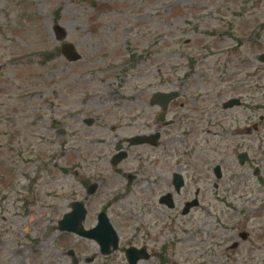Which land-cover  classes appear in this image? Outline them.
<instances>
[{
  "label": "rangeland",
  "instance_id": "obj_1",
  "mask_svg": "<svg viewBox=\"0 0 264 264\" xmlns=\"http://www.w3.org/2000/svg\"><path fill=\"white\" fill-rule=\"evenodd\" d=\"M56 24L64 40L55 39ZM63 42L81 59L68 62ZM261 55L264 0H0V264H15V253L30 264L21 256L38 241L30 238L32 219L45 228L68 211L83 160L109 154L117 136L137 133L138 124L157 116L148 104L152 91L182 90V112L194 115L190 92L208 90L212 100L217 90L222 99L240 96L244 105L227 115L242 116L239 126L261 122L260 140H227L264 159ZM180 140L192 147L190 137ZM253 142L260 149L250 151ZM219 151L209 154L212 162ZM229 160L230 152L226 185L238 172L252 173V164L236 169ZM246 186L257 182L250 177ZM46 248L53 258L55 244Z\"/></svg>",
  "mask_w": 264,
  "mask_h": 264
},
{
  "label": "flooded vegetation",
  "instance_id": "obj_2",
  "mask_svg": "<svg viewBox=\"0 0 264 264\" xmlns=\"http://www.w3.org/2000/svg\"><path fill=\"white\" fill-rule=\"evenodd\" d=\"M221 91L212 94L216 100L208 99V90L187 94L196 115L182 112L184 92L177 91L164 110L151 107L158 109L157 116L138 124L137 133L117 136L112 152L83 160L74 199L78 233L58 230L57 220L54 228H42L33 218L30 238L38 241L28 250L30 264H264V170L259 169L264 159L248 153L239 165L237 145L238 138L251 136L258 145L260 125L239 126L242 116L228 118L227 112L238 107L226 108ZM170 111L176 116L167 120ZM187 124L189 130L182 127ZM169 126L172 133L166 131ZM137 136L144 143L131 144ZM186 137L192 147L181 142ZM177 141L182 144L176 150ZM227 145L233 149L230 165L234 158L236 169L256 164L258 172H238L226 185ZM255 145L250 151L260 149ZM196 148L202 152L196 154ZM219 148L220 157L212 162L209 154ZM250 177L257 182L251 189L246 186ZM52 242L53 258L46 250ZM15 264H20L17 253Z\"/></svg>",
  "mask_w": 264,
  "mask_h": 264
},
{
  "label": "water",
  "instance_id": "obj_3",
  "mask_svg": "<svg viewBox=\"0 0 264 264\" xmlns=\"http://www.w3.org/2000/svg\"><path fill=\"white\" fill-rule=\"evenodd\" d=\"M53 29H54L57 40H61V39L65 38L66 34H65V31L63 30V28H61V26L55 25ZM61 52L69 61H76V60L80 59V55L77 53V51L75 50V48L73 47V45L71 43H64L61 46ZM159 96H160V98L157 95L154 98L156 99V101L158 103H161L163 105L166 104V102L169 101V99L173 97L172 95H169V94L168 95H159ZM159 99H161V101ZM237 103H238V101L231 100L228 102L227 105L232 106L233 104H237ZM87 123L90 124L91 123L90 120H88ZM74 213H75V211H72L71 213H69L68 216L67 215L65 216V218L62 222L63 225L61 223V229H63L65 224L69 223L68 225H65V229L68 231L77 232L76 225L70 223L71 218H73L75 215Z\"/></svg>",
  "mask_w": 264,
  "mask_h": 264
}]
</instances>
